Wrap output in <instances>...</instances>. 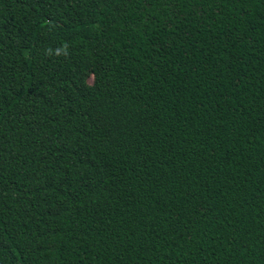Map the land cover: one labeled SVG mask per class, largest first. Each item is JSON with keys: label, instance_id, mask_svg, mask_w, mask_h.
<instances>
[{"label": "trees", "instance_id": "16d2710c", "mask_svg": "<svg viewBox=\"0 0 264 264\" xmlns=\"http://www.w3.org/2000/svg\"><path fill=\"white\" fill-rule=\"evenodd\" d=\"M0 264H264V0H0Z\"/></svg>", "mask_w": 264, "mask_h": 264}, {"label": "rangeland", "instance_id": "374dc122", "mask_svg": "<svg viewBox=\"0 0 264 264\" xmlns=\"http://www.w3.org/2000/svg\"><path fill=\"white\" fill-rule=\"evenodd\" d=\"M84 76H85V74H84ZM87 77L90 78V76L86 75V78H87Z\"/></svg>", "mask_w": 264, "mask_h": 264}]
</instances>
